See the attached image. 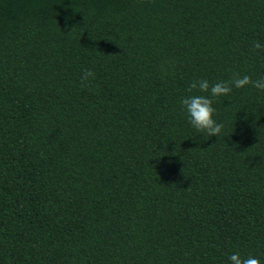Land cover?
Here are the masks:
<instances>
[{
	"label": "trees",
	"instance_id": "16d2710c",
	"mask_svg": "<svg viewBox=\"0 0 264 264\" xmlns=\"http://www.w3.org/2000/svg\"><path fill=\"white\" fill-rule=\"evenodd\" d=\"M255 41L264 0H0V264H264V91H188Z\"/></svg>",
	"mask_w": 264,
	"mask_h": 264
},
{
	"label": "clouds",
	"instance_id": "9594fccd",
	"mask_svg": "<svg viewBox=\"0 0 264 264\" xmlns=\"http://www.w3.org/2000/svg\"><path fill=\"white\" fill-rule=\"evenodd\" d=\"M254 50H264V45L255 41L252 45ZM95 79V73L92 71H85L81 77L82 82ZM89 86V85H85ZM244 88L252 86L256 89L264 91V78L259 80H252L248 75L241 77L235 74L233 79L229 82H218L214 85L209 84L208 80L200 79L193 81L188 88L189 92L198 90L201 93H208L212 97L226 96L232 91V87ZM183 109L189 116V123L198 131L206 133L207 136L219 137L223 130V124L218 123L214 119L216 109L213 107V101L205 95H190L181 99L180 101ZM230 264H262L261 260L253 256H241L238 252L233 253L228 257Z\"/></svg>",
	"mask_w": 264,
	"mask_h": 264
}]
</instances>
